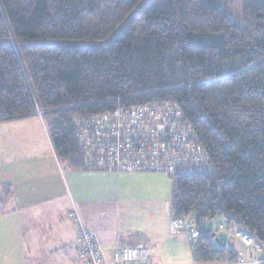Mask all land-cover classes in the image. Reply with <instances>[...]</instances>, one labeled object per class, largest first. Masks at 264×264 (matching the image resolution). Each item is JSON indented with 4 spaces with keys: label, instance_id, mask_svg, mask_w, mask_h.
Returning <instances> with one entry per match:
<instances>
[{
    "label": "trees",
    "instance_id": "16d2710c",
    "mask_svg": "<svg viewBox=\"0 0 264 264\" xmlns=\"http://www.w3.org/2000/svg\"><path fill=\"white\" fill-rule=\"evenodd\" d=\"M149 1L0 0V124L41 118L58 160L81 170L76 120L176 105L211 164L171 176L172 213L200 231L195 261L238 260L214 242L217 220L252 236L264 257V0L244 6L241 25L226 0L145 10ZM119 29L105 47L47 43L103 41Z\"/></svg>",
    "mask_w": 264,
    "mask_h": 264
},
{
    "label": "crops",
    "instance_id": "0c3cea01",
    "mask_svg": "<svg viewBox=\"0 0 264 264\" xmlns=\"http://www.w3.org/2000/svg\"><path fill=\"white\" fill-rule=\"evenodd\" d=\"M28 119L39 132L47 133L41 118ZM18 121L0 124V137L7 143L0 145V264L6 259L25 260V264H83L76 226L69 216L73 208L93 233L104 264H113L115 251L128 245H142L153 264H199L188 240L171 232L170 175L67 170L48 134L40 151L30 149L27 155L19 151L30 142L23 140L20 147L7 132L25 123ZM223 232L229 235L226 249L234 248L239 257L250 254L228 230Z\"/></svg>",
    "mask_w": 264,
    "mask_h": 264
},
{
    "label": "built area",
    "instance_id": "2783aa9c",
    "mask_svg": "<svg viewBox=\"0 0 264 264\" xmlns=\"http://www.w3.org/2000/svg\"><path fill=\"white\" fill-rule=\"evenodd\" d=\"M75 135L84 169L115 173H179L210 171L207 152L199 144L184 113L168 102L131 108L119 107L74 122ZM76 226L79 258L83 264H104L93 233L76 208L69 214ZM225 231L224 226L218 227ZM171 232L182 234L192 248L200 231L190 216L171 219ZM214 232H218L217 229ZM226 233V232H225ZM234 238L251 250L239 257L237 264H264L263 248L247 233L235 231ZM114 264H153L142 245H128L115 251Z\"/></svg>",
    "mask_w": 264,
    "mask_h": 264
},
{
    "label": "rangeland",
    "instance_id": "374dc122",
    "mask_svg": "<svg viewBox=\"0 0 264 264\" xmlns=\"http://www.w3.org/2000/svg\"><path fill=\"white\" fill-rule=\"evenodd\" d=\"M258 2H261V0H226V7H227L226 12L236 23L241 25L243 22V8H244V6L247 4H257ZM166 6H167V0H150L149 3L147 4V6L145 7V10L146 9H164V8H166ZM119 31H120V29L117 30L116 32H114L111 37H109L108 39L103 40V41H97V42H91V41H81V42H79V41H77V42L54 41L53 42V41H48L47 43L48 44L65 45V46H76V47H105V46H108L115 39V37L117 36ZM26 120H29V119H21L20 121H18V122H25V123L22 127L18 128L17 131H16V129L13 130L16 133H14L10 129H7V132L10 135V140L16 141L20 145V147H22L21 142L23 140L30 142L29 147L25 143V146L27 149H25L23 147L18 149L19 151H26L25 155L29 154L28 150H30V149H34V150H38V151L43 149V147H44L43 136H44V140H47V137H46L47 133L45 131H42V132L40 131L41 132L40 133L38 131L37 127H35L34 125H31L30 121H26ZM10 122H13V121H10ZM3 124H5V123H3ZM28 128H29V130H28ZM27 136L29 138L34 139L35 141L33 142L31 140H27L28 139ZM5 139H6L5 137L0 139V145H3L6 147L7 143H6ZM11 148L13 151V147H11ZM10 151H8V152L10 153ZM68 169H71V168H67V170ZM84 172L90 173V171H87V170H85ZM219 222H220V220H217L214 223L217 224ZM5 264H25V260L6 259ZM113 264H114V262H113Z\"/></svg>",
    "mask_w": 264,
    "mask_h": 264
},
{
    "label": "water",
    "instance_id": "95a60500",
    "mask_svg": "<svg viewBox=\"0 0 264 264\" xmlns=\"http://www.w3.org/2000/svg\"><path fill=\"white\" fill-rule=\"evenodd\" d=\"M212 238L214 239V242L216 245L221 248V249H226L228 248V240H229V235L228 233L222 232H214L212 234Z\"/></svg>",
    "mask_w": 264,
    "mask_h": 264
},
{
    "label": "bare ground",
    "instance_id": "6f19581e",
    "mask_svg": "<svg viewBox=\"0 0 264 264\" xmlns=\"http://www.w3.org/2000/svg\"><path fill=\"white\" fill-rule=\"evenodd\" d=\"M196 133V132H195ZM198 137V136H197ZM200 141V140H199ZM202 145V144H201ZM204 147V146H203ZM205 148V147H204Z\"/></svg>",
    "mask_w": 264,
    "mask_h": 264
}]
</instances>
